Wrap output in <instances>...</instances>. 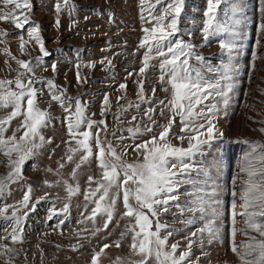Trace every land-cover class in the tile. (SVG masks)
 Listing matches in <instances>:
<instances>
[{
    "label": "rangeland",
    "instance_id": "rangeland-1",
    "mask_svg": "<svg viewBox=\"0 0 264 264\" xmlns=\"http://www.w3.org/2000/svg\"><path fill=\"white\" fill-rule=\"evenodd\" d=\"M168 2L169 0H162L161 4H155V0H144L142 5L141 0H68V4L65 5L63 0H30L32 8L27 11L30 24L39 25L45 48L50 53L48 57L43 58V64L35 68V76L43 81V83H36L35 87L38 90V107L49 111L52 116L50 126L41 130L46 138H52V143L46 144L39 154L24 163L23 179L11 184L10 192L0 196V209L8 207L7 213L0 216V245H7L15 250L0 255V264H90L93 252L99 251L104 244L112 246L105 250V254L100 258V264H117L118 258L122 260V264L141 259L130 249L132 233L121 236V233L135 223L133 219L124 216L126 210L122 199L116 201L113 219L107 230L103 228L106 221L105 214L99 213L94 220L89 219L99 193L93 200L85 199V193L89 191L88 176L95 177L97 181L101 180V169L93 157L90 162L77 170L76 178H72L71 173L75 163L80 159V154L77 153L74 156L73 162L66 161L69 147L76 145L74 141L71 145L64 143L70 139L66 125L61 123L65 116L64 108L51 98L46 82L52 80L58 90L66 89L67 97L73 99L79 97L83 102H87L86 115L92 120H104L107 124V131L100 132L101 137L106 136L107 140L117 147L118 152L126 147L128 154L124 156V159L130 163L135 161L138 154L132 151V147L149 139L152 133L138 135L133 141L126 129L137 125L143 127L147 124L144 113L150 106L156 107L154 119L158 124L168 122L167 110L164 116H160L161 106L155 103L158 100H165L167 103L166 98H170L171 93L170 87L168 92L162 91V88L167 85L158 82L160 59L151 60L150 67L144 76L139 75L146 51L139 47L145 35L143 29L153 27L155 24L149 16V6L155 4L153 14H159ZM262 2L264 0H241L244 20L239 28L241 38L237 41L239 54L235 62L239 72L235 77L236 87L227 114H223L222 111L214 121L224 135L217 136L208 145H203V155L197 153L190 161L195 165L192 171L193 176L196 175L198 168L212 165V175L220 186L219 199L224 209L223 217L216 222L221 227L220 241H214L209 245L205 240L203 249L197 243L192 246L190 260L197 261L198 258V264H241L240 258L231 251L230 189L231 181L235 176L237 197H239L242 184L240 168L243 167L241 161L249 148L243 141L264 144V132L260 131L264 128V31L259 30V24L264 23V12L260 11ZM57 3L61 4L59 13L55 8ZM230 3L231 0H221L216 10L217 19L221 22L225 19L224 11ZM142 8L145 19H141ZM206 10L207 0H184L178 23L180 32L176 33V36L196 45L192 49L193 56L189 59L190 70L200 69L205 79L212 80L218 74L208 73L204 65L212 67L220 65L221 54L224 52L220 46V40L226 38L227 34L209 35L205 41L203 27ZM0 11L10 12L13 9L5 8L0 4ZM109 13L112 15L110 16ZM57 19L60 21L59 25L56 24ZM29 26L25 25L24 29H17L11 22L0 21V32L6 30L9 33L4 42H0V80H14L18 71L21 70L12 57L34 61L35 57L42 55L39 52V46L34 42L25 45L24 53L20 50V35L23 34L24 40L27 41ZM185 30L190 31L191 35H187ZM257 39L260 40L259 45L256 44ZM5 49L9 50L10 55L5 54ZM195 55L203 56L205 61H197ZM226 58L224 53L225 61ZM101 60H104L103 64ZM107 60L112 61L111 65H108ZM53 63L56 64L55 71L51 67ZM91 63H95L94 68L86 66ZM253 63L254 69L251 68ZM77 64H79L81 77L86 78L79 83L76 75ZM129 73L132 75L130 76ZM193 75H195L194 72ZM139 79L144 80L145 98L152 100L153 104H141L139 110L132 107L122 113L121 108L127 106L129 102L139 103L137 96V80ZM120 84H126L127 88L120 89ZM153 88L156 89L155 97L152 96ZM13 89L15 90L14 85ZM105 94L109 97L110 107L102 116L101 109ZM120 97L123 98L119 99ZM219 99V97L209 96L204 103L210 104ZM218 106L222 107V105ZM11 110V107L0 109V119L5 118ZM93 113L95 115H92ZM133 115L137 116L136 121H132ZM22 119L23 117H17L11 122L5 137H10L14 132L17 138L20 137L22 133L17 129ZM160 130L158 126L153 129L154 133ZM93 131H97L95 126ZM172 133L183 134L179 117L173 125ZM120 136L124 137L123 143L118 139ZM171 142L180 145L179 140L172 139ZM183 147H188L187 140L184 141ZM139 159L142 160L143 157ZM7 160V156L0 153V176L6 175L9 170L6 166ZM60 163H64L65 167L59 168ZM45 181H48L51 186L45 184ZM65 181L73 186L78 183L80 192L69 197L65 189ZM29 185L32 187V193L28 207L24 208L20 202ZM95 187L96 184L93 183L91 188ZM190 188V185H185L180 191L183 193L185 189L190 190ZM112 191L114 192L115 189ZM185 200L186 197L182 195L180 197L182 205ZM101 203L106 204L107 201ZM240 203L237 198V213L241 211ZM65 204L70 205L67 213L61 211ZM14 209H18L17 215L23 217L22 242L17 243H13L10 239L15 226L11 218ZM53 209H55V215L49 219ZM190 215L185 212L182 217L179 210L174 207L169 213L160 215L161 223H166L169 230H176L169 237L168 243L171 245L179 242L177 255L188 244L186 236L196 240L197 237L190 236V233L203 223L197 221L195 225H186L179 222ZM235 227L238 230L245 229L249 235L260 238L258 233L246 228L244 220L239 215ZM96 229L100 231L96 232ZM153 230H155V224ZM164 234L165 231L162 230L161 235ZM199 235L197 233V236ZM5 237L8 238L5 239ZM248 239V236L237 231L235 241L238 245L241 242H247ZM117 241L120 242L119 248L115 246ZM74 247L77 250L74 251ZM238 251L243 253L244 249L238 248ZM3 252L4 249L0 248V253ZM204 252L208 255H203ZM148 264H155V261L150 259Z\"/></svg>",
    "mask_w": 264,
    "mask_h": 264
},
{
    "label": "snow or ice",
    "instance_id": "snow-or-ice-1",
    "mask_svg": "<svg viewBox=\"0 0 264 264\" xmlns=\"http://www.w3.org/2000/svg\"><path fill=\"white\" fill-rule=\"evenodd\" d=\"M63 2L65 5L68 4V0H63ZM143 3L144 0H141L142 5ZM161 3L162 0H155V4ZM0 4L5 8L13 9L10 12L0 11V21L11 22L17 29H24L25 25H30L27 29L28 40H24L23 34L20 35L21 52H25L26 44L34 42L39 46V52L42 54L35 57L34 61L12 57L21 70L18 71L14 80H0V109L12 108L5 118L0 119V153L7 156L6 166L9 169L6 175L0 176V196H2L5 192H10L11 184L23 179L22 166L24 163L39 154L46 144L52 143V138H46L41 131L50 126L52 116L49 111L41 110L38 107V90L35 84L43 83V81L35 76V68L41 66L44 62L43 58L48 57L50 53L45 48V41L40 34L39 25L30 24L27 11L31 10L32 4L30 0H0ZM155 4L149 6V16L155 24L153 27L143 29L145 35L139 45L140 48L146 49L139 75L144 76L150 67L151 60L160 59L158 82L167 85L162 88V91L168 92L170 87L171 93L170 98H166L167 103L165 100H158L155 103L161 106L160 116L165 115V110L169 115L166 124H158L154 119L156 107L150 106L144 113L147 124L143 127L137 125L126 129L131 134L133 141L138 135L152 133L149 139L134 144L132 147V151L138 154L135 161L130 163L124 159V156L128 154L126 147L118 152L117 147L113 146L106 136L101 137L100 132L101 130L107 131V124L104 120H92L86 115L87 102H82L79 97L75 99L67 97L66 89L58 90L52 80H48L46 85L51 98L64 108L65 116L61 123L66 125L70 138L64 143L71 145L74 141L76 145L69 147L66 161L73 162L74 156L77 153L80 154V159L75 163L71 173L72 178L75 179L77 170L85 163L90 162L93 157L101 169V180L97 181L95 177L88 176L89 191L85 193V199L93 200L99 193L98 199L94 201L95 207L89 219L94 220L99 213L105 214L106 221L103 228L107 230L113 219L116 201L122 199L126 210L124 216L133 219L135 223L121 233V236L132 233L130 249L141 257L134 262L130 261L129 264H148L150 259L154 260L155 264H198V258L197 261L190 260L192 246L197 243L203 249L205 240L209 245L214 241H220L221 227L216 222L223 217L224 209L223 203L219 199L218 189L220 186L212 175V165L198 168L196 175L193 176L192 171L195 165L190 161L197 153L203 155V145H208L217 136L223 137L224 135L214 121L222 111L223 114H227L236 87L235 77L239 72L235 62L236 56L239 54L237 41L241 38L239 28L244 20V10L241 0H231L229 7L224 11L225 19L221 22L216 16V10L221 4V0H207V10L204 13L206 20L203 27L205 41L209 35L227 34L226 38L220 40V46L224 50L221 54L220 65L218 67L204 65L208 73L218 74L214 79L207 80L200 69L190 70L189 59L192 58V49L196 45L185 42L176 36V33L180 32L178 23L184 7V0H169L159 14H153ZM55 8L59 13L61 4L57 3ZM143 11L142 8L141 19H145ZM260 11L264 12V2L261 4ZM109 15L111 16L112 13ZM59 23L60 21L57 19L56 24L59 25ZM259 30L264 31V23L259 24ZM185 33L191 35L190 31L185 30ZM8 35L6 30L0 32V42H4ZM259 43L260 40L257 39L256 44L259 45ZM224 53L227 56L226 61L223 59ZM5 54L10 55L8 49H5ZM195 59L199 62L205 61L201 55H195ZM103 63L104 60H101V64ZM107 63L111 65L112 61L107 60ZM86 66L94 68L95 63ZM51 67L53 71L56 70L55 63ZM76 67L77 82H81L82 79L86 80L80 75L79 64ZM254 67L253 63L251 68L254 69ZM129 75L131 76L132 73ZM137 85L139 103L129 102L127 106L121 108L122 113L132 107L139 110L141 104H153L152 100L145 98L144 80H137ZM119 88L126 89L127 85L120 84ZM155 92L156 89L153 88V97H155ZM209 96L220 99L205 104L204 101ZM218 105H222V107ZM109 107V97L105 94L101 109L102 116ZM17 117H23L17 129L22 134L19 138L15 132L10 137H5L11 122ZM177 117L180 118L182 135L172 133ZM131 119L136 121L137 116L133 115ZM94 126L97 129L95 132L93 131ZM157 126L161 130L154 133L153 129ZM260 131L264 132V128H261ZM113 135L115 136V133ZM118 139L123 143V136ZM172 139L179 140L180 145L173 144ZM185 140L188 142L186 148L183 147ZM243 143L249 148L241 161L243 167L240 168L242 184L239 189V197H237L235 176L231 181L230 189L231 251L240 258L241 264H264V144L248 140ZM54 151L53 149L52 152L54 153ZM14 156L15 158H13ZM139 157H143V159L141 160ZM64 167V163L59 164V168ZM48 171L52 170L48 169ZM64 183L69 197L80 192L78 183L75 186L68 184L67 181ZM93 183L96 184L95 188H91ZM45 184H49V182L45 181ZM185 185H190L191 188L190 190L185 189L182 193L180 189ZM49 186L51 185L49 184ZM113 189H115L114 192ZM31 193L32 187L29 185L20 202L24 208L28 207ZM182 195L186 197L183 205L180 202ZM237 198L241 202L239 213L236 211ZM104 201L107 203L102 204L101 202ZM69 206V204H65L61 211L67 213ZM173 207L179 210L182 217L185 212L191 214L179 222L186 225H195L197 221L203 222L200 227L190 233V236L197 237L196 240L185 237L188 239V244L185 249L180 251L179 255H177L179 242L171 245L168 243L169 237L176 230H169L166 223L160 222V215L169 213ZM7 211V206L0 209V216L5 215ZM18 211V209H14L11 217L15 222L10 236L13 243L22 242L23 217L17 215ZM52 215H55V209L48 218L52 219ZM238 215L244 220L247 229L258 233L259 239L249 235L245 229L238 230L235 227ZM154 224L155 230H153ZM162 230L165 231L163 236L161 235ZM99 231L100 229H96V232ZM237 231L248 236V241L238 245L235 241ZM197 233L200 235L197 236ZM7 238L5 237V239ZM111 246L104 244L99 251H94L90 264H100L101 256ZM115 246L119 248L120 242H115ZM0 248L4 249L0 255L15 251L7 245H0ZM238 248H243L244 252L241 253ZM73 250L77 249L74 247ZM203 255L207 256L208 253L204 252ZM117 264H122V260L118 258Z\"/></svg>",
    "mask_w": 264,
    "mask_h": 264
},
{
    "label": "water",
    "instance_id": "water-1",
    "mask_svg": "<svg viewBox=\"0 0 264 264\" xmlns=\"http://www.w3.org/2000/svg\"><path fill=\"white\" fill-rule=\"evenodd\" d=\"M81 99V98H80ZM81 101L83 102V100L81 99Z\"/></svg>",
    "mask_w": 264,
    "mask_h": 264
}]
</instances>
